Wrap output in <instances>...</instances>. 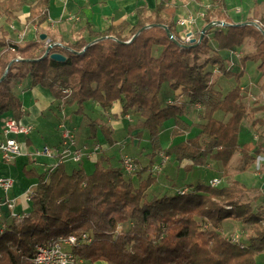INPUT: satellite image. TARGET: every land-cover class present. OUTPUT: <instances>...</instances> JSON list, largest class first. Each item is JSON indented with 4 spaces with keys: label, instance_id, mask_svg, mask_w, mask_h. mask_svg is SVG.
<instances>
[{
    "label": "trees",
    "instance_id": "1",
    "mask_svg": "<svg viewBox=\"0 0 264 264\" xmlns=\"http://www.w3.org/2000/svg\"><path fill=\"white\" fill-rule=\"evenodd\" d=\"M175 1L158 0L152 9L137 5V21L131 27L121 21L96 30L86 22L88 39L59 42L61 45L50 49L49 54H62L63 61L53 60L49 54L40 58L47 47L40 39L42 32L19 43L0 28V78L12 61L0 80V113L21 120L22 103L12 90L29 75L31 86L48 89L64 105L75 104L76 114L83 112L87 101L96 102L104 110L120 105L121 113L132 114L137 127L148 133L153 150L150 158L162 151L168 159L174 156L179 161L188 160L191 166H205L210 159L226 166L239 153L241 170H245L264 149L259 146L250 153L239 142L247 114L239 79L248 60L259 62L258 68H263L264 35L252 24L227 26L226 31L217 27L212 37L216 50H231L246 38L257 43L256 49L238 57L237 72L227 69L218 51L200 63V55L212 49L208 31L198 44L180 47L175 42ZM26 4V0H0V15L11 22ZM209 4L217 17L229 18L226 0H209ZM49 6L50 0H35L29 6L26 24L39 27L47 22ZM259 9L260 3L254 0L253 14L245 22L258 20L264 30V14ZM161 25L167 26L175 41ZM50 42L56 40L50 37ZM207 65L217 66L226 78H234L235 85L223 93ZM163 87L178 94L170 102L162 101L159 94ZM180 96L187 101L178 103ZM187 104L199 105L196 134L161 149L159 134L168 123L173 126V136L190 129L183 118ZM252 109L263 113L253 123L264 130V103ZM216 112L226 119H217ZM89 126L90 137L94 138L99 128L107 143H114L111 127L95 120ZM146 170L147 166L139 165L134 174L127 175L121 167L106 163L103 155L90 174L82 166L67 172L65 163L48 174L25 170V174L37 177L30 196L31 209L21 220L0 227V264H34L30 259L36 244L68 234H87L89 238L72 247L74 264L81 260L85 264H255V256L264 252V214L253 213L250 203L241 199L258 189L233 180L222 187L192 184L190 189L182 188L188 189L183 194L178 193L182 189L174 195L153 193L148 190L159 173L151 170L146 177L140 176L136 186L130 179ZM225 206L232 208L227 210ZM227 218L250 225L252 232L245 247L223 236L222 222Z\"/></svg>",
    "mask_w": 264,
    "mask_h": 264
},
{
    "label": "rangeland",
    "instance_id": "2",
    "mask_svg": "<svg viewBox=\"0 0 264 264\" xmlns=\"http://www.w3.org/2000/svg\"><path fill=\"white\" fill-rule=\"evenodd\" d=\"M228 1V9H227V16L231 20H242L249 18L253 14V8H254V0H226ZM258 3H260V11L262 14H264V0H257ZM27 3L30 5L35 2V0H26ZM59 2H61V7L64 8L65 0H51L50 6L52 9L54 6L59 7ZM201 2H204V4L209 3V0H202ZM178 6H180V10H178L177 13H184L185 11H192L193 13H197L201 8L204 7V4L201 3H194L193 1H182V0H176L175 1ZM239 6L241 8L240 15H237L234 7ZM63 13V12H62ZM60 14L59 18L52 19L50 17L47 22L42 24L41 26H31L24 24V20L21 18L18 20V28H14V38L17 42H23L27 39H33L36 38L37 34L42 32L45 33L46 39L50 40V37L54 38L57 43L61 42L62 44L66 43H74L79 39V37H85V39H88L87 36V30L84 28V23L86 20L89 19V17L85 16L84 18H78L76 15H74V10H72L71 13H64ZM2 16V15H1ZM54 17V16H53ZM260 17V16H259ZM53 20V21H51ZM201 24L204 23V18H198L196 19ZM258 21V20H257ZM95 29L102 30L105 25L99 26V28L96 25H93ZM200 28V26H198ZM223 31H226L227 27L221 28ZM12 30V29H11ZM213 32L214 29H210L207 33L208 37V46L212 47L215 46L217 43H215V39H213ZM59 39V40H57ZM257 43L251 39L246 38L240 45L235 46L230 54L228 51H221V55L225 57V65L227 69L230 71L237 72L240 69V65L238 63V57L244 53H253L256 49ZM217 51V50H216ZM155 54V53H154ZM209 56V51L206 54L200 55V63L203 61V58ZM258 63L255 61L248 60L245 62L244 65V74L239 79L240 82V96L241 101L246 106L247 114L245 118L242 121V130L239 135V142L243 147L246 145H249V149L251 148L250 144L253 145L254 148H257L260 146L262 149H264V145L262 143L264 142V130L263 127L259 124H254L253 120L256 117H259L262 113L261 111H253L252 108L257 107L258 105L264 103V66L262 69L258 68ZM211 65H207L206 69H210ZM214 69H216V72L218 70L217 66H212V74H213V81L216 83V87L221 90L223 93L228 91L230 88H232L235 85V79L234 78H226L224 77L220 72L216 73L214 72ZM30 76L27 75L22 83L23 87L26 89H23L26 92V97H28V100L26 104H33L34 103V97L32 90H30L31 84H30ZM19 85V84H18ZM17 85V86H18ZM16 88V87H15ZM15 88L12 90V93L15 94ZM165 89H167L165 87ZM24 92V93H25ZM246 92L247 94L244 95ZM160 96L162 99L164 94V88L161 89ZM169 94L173 97L174 93L169 92ZM16 95V94H15ZM39 95V94H37ZM248 97V99L246 98ZM18 98L22 100L25 98L23 95H18ZM59 102L58 100H56ZM96 103L93 101H87L84 103L83 112L81 114H76L75 110L77 106L75 104L73 105H65L63 106V114L64 116L69 118V123L71 126L75 127V134L77 136L76 142L78 146L82 145L83 142L86 144L87 148L89 150L94 149L96 146H99L98 143L93 142L94 140H98L100 144L107 143V139L105 138L104 134L101 132L99 128L96 130V136L94 138L90 137L91 134V127L89 126V123L91 121H100L104 125H106V119L103 115L100 114L98 111L99 107L95 105ZM28 107V105H26ZM195 110H192V114L196 116V110L199 108L195 106ZM260 114V115H259ZM215 115V114H214ZM259 115V116H257ZM4 117V114L0 113V124L1 119ZM183 117L190 122L189 125H191L190 129L187 131L188 136H184L183 134H178L173 136L172 135V129H164L159 134V144L161 149L168 148L169 146H172L178 142L184 141L187 138H190L194 136L197 132V128L195 124L198 122V117L196 116V120L192 121L190 120L191 114L188 112L184 113ZM221 119V115H219ZM61 119V109H59L58 106H55L53 104H50L49 108H47L43 115L39 117V125L40 127L36 132L29 135L30 139L32 138V142L34 147H37L38 149H41L43 145H47L51 147L52 145H55L58 141V131L56 129L58 119ZM102 118V119H101ZM194 118V119H195ZM218 118V119H220ZM135 120V118H134ZM132 121V120H131ZM133 121L132 123H134ZM131 123V124H132ZM108 126V125H107ZM140 129L136 128L135 126L133 128H130V124L125 121V119L122 120V126L118 129H112L111 133V139L114 141V143L111 145L112 149L106 153L107 156L110 157L111 165L113 167H120V160H119V152L127 153V155L131 156L132 158L136 159L141 165L145 166H151V164L158 163L160 158L157 156V154L160 152L158 151L153 158H150V154L153 152L152 146L149 140L148 133L144 130L143 134L140 137ZM256 134V135H255ZM89 135V137H88ZM254 135V138H252ZM139 136V137H138ZM255 136H259V139L255 140ZM21 137L19 136V140L21 141ZM80 138H84L85 141L81 140ZM24 139V138H23ZM57 141V142H56ZM83 141V142H82ZM90 146L89 143H92ZM116 142H119L118 144H115ZM262 145V146H261ZM27 146V147H26ZM25 147L28 150H34L33 147H28V144L25 143ZM252 149V148H251ZM253 153V152H250ZM101 155L98 156V158ZM239 153H235L231 160L228 162L226 166L222 165L221 167L214 168L216 166L214 160H208L205 166H199L195 167L191 166V162L188 160H176L174 156H171L170 160L166 163L164 166V169L158 174L156 177V180L154 184L149 188L150 192H153L154 190H158L159 194H162V190L166 192V194L174 195L176 194V190L183 188L184 186L188 187L192 184H206L209 185V181L214 178L218 177L220 180L217 184V187H222L225 185L230 184L233 180H238L245 184L246 187L258 189L247 192L246 196L242 197L241 201H248L251 205V209L253 210V213L261 212L264 214V169H254V161L250 163L247 167H245V170H241L242 162L239 160ZM97 158V159H98ZM95 160V159H94ZM260 160V159H259ZM258 161V160H257ZM190 162V163H187ZM23 163L29 164L27 157L25 155H18L16 156V159L10 163L5 164L1 158H0V176L7 175L9 177H12L13 179V187L10 188L8 191V197L11 199L16 198V201L14 202L15 212H21V207H19V204L21 201L26 202L25 198H22L18 196L22 191H24L28 186H30L31 183L34 181H37V177L33 175H27L23 171ZM218 164V163H217ZM256 168H258V162L255 164ZM66 171L70 172L73 168L82 166L86 174L92 173L95 167V162L93 160L89 161L87 159L83 160L81 164L68 162L65 163ZM32 167H35V169H32ZM32 171H34L36 174L42 173V170L39 166L34 165L30 167ZM29 169V168H28ZM27 169V170H28ZM26 170V171H27ZM144 177L147 175V173H143ZM132 183L136 186L140 180V178L135 175L131 178ZM190 189V188H189ZM187 192V191H186ZM2 193L0 192V196ZM21 195V194H20ZM27 203V202H26ZM28 204V203H27ZM30 204H28L29 208ZM227 210H231V206H225ZM4 211H8L6 207H3ZM2 212V211H1ZM11 218V217H10ZM228 219V220H227ZM222 222V234L225 237H230L232 235H235V233L240 234V239L244 243H247V237L248 235H251L250 225L242 223L240 220H235L234 218H227ZM11 220H15L12 219ZM9 220L8 223H11L12 221ZM264 223V222H263ZM205 224L203 225V228H205ZM248 244V243H247ZM98 262V261H97ZM103 262V261H102ZM78 264L87 263L84 261H78ZM255 264H264V252L259 253L255 256Z\"/></svg>",
    "mask_w": 264,
    "mask_h": 264
},
{
    "label": "built area",
    "instance_id": "3",
    "mask_svg": "<svg viewBox=\"0 0 264 264\" xmlns=\"http://www.w3.org/2000/svg\"><path fill=\"white\" fill-rule=\"evenodd\" d=\"M196 3L204 4V2L201 1ZM234 10L237 15H240L241 8L239 6L234 7ZM207 15L208 21H204L202 25V29L209 25V28H207L206 31L217 27H227L238 23H248L245 22V20L237 21L231 20L230 18L217 17L211 9L210 4L207 2V4H204V7L197 13L185 11L184 13L176 14L174 21L178 35L177 43L180 47H188L190 44H198L200 42L199 34L202 29L193 31L192 28H194L197 23L196 19L204 18L205 20V16ZM255 22L260 25L259 21L255 20ZM214 72H216V69H214ZM168 102H170V100H168ZM197 106L199 108L198 104ZM33 128L34 124L32 123H22L21 120L17 121L11 116H6L4 118L2 129L0 131V158L5 164L14 161L18 155H31L34 157L41 155L53 160L50 167L44 171L48 174L60 163L73 162L80 164L85 159L91 160L101 154L100 145L96 146L92 150H89L84 143L78 146L79 144L76 142V135L67 128L61 129V140L57 144L52 145L51 147L43 145L41 149L28 150L26 148L27 146L25 147L26 142L22 140L20 141L18 137L23 136L21 139L29 137ZM158 156L160 158L159 162L151 165V170L154 173H160L162 171V167L168 160V156L162 151L158 153ZM120 167L127 175H132L139 169L136 160L126 155L121 157ZM219 181L220 180L217 177H214L209 181V185L217 187ZM13 183L14 182L11 177L0 176V192L2 193L0 196V218L3 214L1 212V208L6 207L9 210V216L12 219H15V221H19L24 218L26 214L16 213L12 210L14 208V199L8 197V191L13 187ZM187 190V188H184L178 191V193L183 194ZM31 195L32 193L27 195V199H29ZM5 226L6 224L3 221H0V227L3 229ZM230 239L241 248L246 246L242 239H240V234L238 232L235 233V235L230 236ZM88 241L89 238L87 234H82L80 236L75 234H68L66 236L57 235L36 244L34 253L30 260L34 264H74L76 262V257L72 253V247L78 245L79 243Z\"/></svg>",
    "mask_w": 264,
    "mask_h": 264
},
{
    "label": "crops",
    "instance_id": "4",
    "mask_svg": "<svg viewBox=\"0 0 264 264\" xmlns=\"http://www.w3.org/2000/svg\"><path fill=\"white\" fill-rule=\"evenodd\" d=\"M157 1L158 0H65L64 8L61 7V2H59V7L54 6V8L52 9V7L49 6V11H48L49 17H48V20L50 19V17L52 19L53 18L54 19L59 18L60 14L62 12H63L62 14H64V13L66 14V13H71L72 10H74V15H76L78 18H81V19L84 18L85 16L89 17V19L86 20L85 23L86 22H89L92 25H96L98 28H99V26H102V25H105L104 28H106L109 25L117 24V23H119L121 21H127L129 23V27H131L137 21V17H136V15L134 13L135 7L137 5H140V4H146V6L149 9H152V8L155 7ZM182 1H185V0H182ZM50 3H51V0H50ZM186 3H187V1H186ZM194 3H196V2H194ZM196 4H198V3H196ZM29 6H30L29 3H27L26 5H24L16 13V18L12 19L11 22H7L5 16H1L0 15V28L4 32H6L8 34V37L10 39H13V40L16 41V39L14 38L13 29L14 28H18L17 26H20V25H18V23H20V22H18L19 19L22 18L24 20V24H26L25 18L27 17V15L29 13ZM178 10H180V6H178L177 12H178ZM51 21H53V20H51ZM202 25H203V23L201 24L200 22L197 21L195 27L192 28L193 31H197V30L202 29ZM26 26H27V24H26ZM198 26H200V28H198ZM11 27H14V28H11ZM96 30H98V29H96ZM57 40H59V39H57ZM216 47H217V45L213 46V48L209 50V56L215 53L214 51H216ZM223 51H225V50H223ZM226 51H228V53L230 54V52L232 51V49L231 50H226ZM218 53L220 54L221 51H218ZM223 58L225 59V57H223ZM163 88H164V94H163V98L162 99H160L161 98L160 96H162V95L159 94V99L162 100V101L171 100V99L175 98V96L178 94V91H175L174 92V91H169V90L165 89V87H163ZM23 89H26V88L23 87L20 84L15 88V91H16L15 94L17 96L20 94V95H23L25 97L22 100H20L21 103H22V109H23V117L21 118V122L22 123H32V124H34V127L35 128H34L33 133L36 132L38 130V128L40 127V125H39V117L41 115H43V112L47 108H49L50 104H53L55 106H58L59 109H61V119L60 118L58 119V123H57V126H56V129L58 131V140L57 141L59 142L61 140V135L60 134H61V129H63V128H67L68 130L72 131L75 134V127L70 125L69 118L66 117V116H64V114H63V110L62 109H63V106H65V105L62 103V101L57 102L52 97V95H51V93H50V91L48 89H45V88H43L41 86H31L30 87V90H32V93H33L34 103L33 104H26V102L28 100V97H26V92ZM169 92H173L174 93V96L172 97L169 94ZM37 94H39V95H37ZM246 94L247 93L245 92L244 95H246ZM246 98L248 99V97H246ZM176 101L178 103L184 102V101H187V98L184 97V96H180L179 98H177ZM26 105H28V107ZM95 105L99 107L98 111L100 112V114L105 117L104 119H106V125H108L112 129L121 128V126H122V120L123 119H125V121H127L130 124V128H133L134 126L136 128H138L137 127V124H136V121L134 120L135 117L132 114H130L129 112L122 114L121 113V106L120 105L113 104V106L111 107V109H107V110L102 109L99 105H97V103ZM195 106L198 107L197 104H187V106H186L185 113L189 111V113L191 114V117H190L191 119L190 120H192V121H195L196 120L195 117L197 116V110H196V116H194L192 114V110H195L196 109ZM260 114L262 115L263 113H260ZM219 115H221V117L224 120L226 119L225 116L222 115L219 112H216L214 116L218 119V118H220ZM259 115H257V116H259ZM6 116H8V115L7 114H4V117L1 119L2 122L0 124V131L2 129L3 120H4V118ZM185 120L188 122L187 119H185ZM133 121H135V122L132 123ZM198 121H199V119H198ZM188 123H190V122H188ZM172 127L173 126L170 123H168L166 125V127L163 128V130L164 129H172ZM143 132H144V130L139 131L140 137L143 134ZM183 135L186 137V136H188V133L185 132V133H183ZM88 137H89V135H88ZM252 138H254V135H253ZM80 139L83 140V141H85L84 138H80ZM257 139H259V136H255V140H257ZM21 140L22 141H25L29 145V147H33L35 149H38L37 147H34L33 142H32V138L30 139V137H25L24 139H21ZM93 142H96V143H98L100 145V147H101V154L100 155H103L105 157V159H106V163H108L109 165H111L110 157L107 156L106 153L109 152L112 149V146L109 145L108 143H102V144H100L98 142V140H94ZM93 142L92 143H89L88 145L90 146L91 144H93ZM83 143H85V142H83ZM118 143L119 142H116L115 144H118ZM254 144H255V141H254ZM253 145L250 144V146H251L252 149L251 148L250 149L248 148L249 145H246L243 148H245L249 152H254L259 147L254 148ZM262 145H264V142L262 143ZM119 153H120L119 154V157H120L119 160L124 155L129 156V155H127V153H122L121 151ZM25 156L27 157V160H28V163L29 164L23 163V166H22L23 171L27 170L28 168H29L28 170H30L31 169L30 168L31 166L37 165V166H39L41 168V170L43 172L48 167H50V165L53 163V160L52 159H49V158L44 157V156H41V155H38L36 157L31 156V155H25ZM98 156L99 155H97L96 157H94L95 160H94V158H92L91 160H93L94 162L97 161ZM157 156H158V154H157ZM170 158L171 157H169L168 161L170 160ZM87 160H89V159H87ZM91 160H89V161H91ZM136 162H137L138 166L140 165L142 168L144 167L137 160H136ZM213 162H215V161H213ZM257 162H258V168H256V165H255ZM187 163H190V162H187ZM217 163H216V165L213 164V166H216L214 168H217L218 169L219 167H221V169H222V164L220 162H217ZM146 165L147 164H145V166ZM164 166L162 167V169H164ZM195 167H199V166H195ZM150 168H151L150 166H147V170L146 171H143L142 173H140L141 175L137 174L138 177L141 176V177L144 178L143 173H147L148 174L149 172H151V169ZM192 168H193V165H192ZM32 169H35V167H32ZM254 169H257V170L264 169V151L259 152L255 156ZM4 176H7V175H4ZM157 176H158V174H156V177ZM35 186H36V182L34 181L33 183L30 184V186H28L24 191H22L20 193L21 195L20 194L18 195V196H20L22 198H25L26 199V202L28 204H30V206H29V208H27L28 207V204L26 202L24 203V201H21L20 204H19V207H21V212H16V213H20V214L23 213V214H26L27 215V213L30 211V209H31V201H30V197H29V199H27V195H29L30 193H33V191L35 189ZM184 187H186V186H184ZM180 189H182V188H180ZM177 190H179V189H177ZM163 192L164 191L162 190V193ZM153 193H158V190H154ZM13 199H14V202H15L16 199H17V197L16 198H13ZM14 202H13V205H14ZM2 209L3 208H1V211H2L3 214L1 213L2 216L0 218V221L1 222L3 221L7 225L8 222H9V220H11V218L9 216V210L7 209L8 211H4ZM12 210L14 211L15 210V207ZM94 264H105V262L98 261V262H95Z\"/></svg>",
    "mask_w": 264,
    "mask_h": 264
},
{
    "label": "water",
    "instance_id": "5",
    "mask_svg": "<svg viewBox=\"0 0 264 264\" xmlns=\"http://www.w3.org/2000/svg\"><path fill=\"white\" fill-rule=\"evenodd\" d=\"M243 24H244V23H238V24H236V25H243ZM247 24H252V25H254V26H255L257 29H259V31H261V33L264 35V30H262L261 26H260L257 22L252 21V22H248ZM161 27H162L163 29L166 30V32H167L169 38L172 39L173 41H175V39H174L172 33L169 31V29L167 28V26H166V25H161ZM207 28H209V25H207L206 27H204V28L201 30L200 35H199V41L201 40V38H202L203 34L205 33V31L207 30ZM46 36H47V35H46L45 33H41V34H40V39H41V40H45V39H46ZM134 36H135V35H134ZM134 36H133V37H134ZM133 37H132V38H133ZM111 38H113V37H111ZM132 38H131L130 40H132ZM192 40H194V39H192ZM95 41H96V40H93L91 43L87 44V45L83 48V50H84L87 46H89L90 44L94 43ZM175 42L177 43V41H175ZM192 42H193V41H192ZM46 43H47V47H46V49H45L43 55H42L40 58H43V57L47 56V55L49 54L50 49H51L53 46H55V45H61L60 43H57V42H52V43H51L50 40H47ZM49 57H50L51 59H53V60H56V61H63V60L65 59V57H64L62 54H60V53H51V54H49ZM11 62H12V61H11ZM11 62L7 65V67H6V69H5L4 73H3V75L1 76L0 80H1V79L5 76V74L7 73L8 68H9Z\"/></svg>",
    "mask_w": 264,
    "mask_h": 264
}]
</instances>
